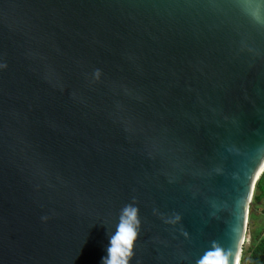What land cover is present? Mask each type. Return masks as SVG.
Wrapping results in <instances>:
<instances>
[{
  "label": "water",
  "instance_id": "water-1",
  "mask_svg": "<svg viewBox=\"0 0 264 264\" xmlns=\"http://www.w3.org/2000/svg\"><path fill=\"white\" fill-rule=\"evenodd\" d=\"M261 161L264 0H0V264H241Z\"/></svg>",
  "mask_w": 264,
  "mask_h": 264
},
{
  "label": "clouds",
  "instance_id": "clouds-1",
  "mask_svg": "<svg viewBox=\"0 0 264 264\" xmlns=\"http://www.w3.org/2000/svg\"><path fill=\"white\" fill-rule=\"evenodd\" d=\"M140 227L139 208L131 203L125 205L120 211L115 231L109 234L107 255L102 258V264H131ZM196 264H240V260L239 256L232 259L231 249L212 241L211 247L205 250Z\"/></svg>",
  "mask_w": 264,
  "mask_h": 264
},
{
  "label": "rangeland",
  "instance_id": "rangeland-1",
  "mask_svg": "<svg viewBox=\"0 0 264 264\" xmlns=\"http://www.w3.org/2000/svg\"><path fill=\"white\" fill-rule=\"evenodd\" d=\"M249 225L250 226L248 227L247 233H246L245 244L243 246L241 264H243V258L246 261L248 255L252 253V248L254 247L253 234H255L256 236H259V235L261 236L262 234H264V200L256 204L254 207L251 202L250 214H249ZM251 226H252V230L250 229ZM245 254H246V257H245ZM249 263H250V258L247 259L245 264H249Z\"/></svg>",
  "mask_w": 264,
  "mask_h": 264
},
{
  "label": "trees",
  "instance_id": "trees-1",
  "mask_svg": "<svg viewBox=\"0 0 264 264\" xmlns=\"http://www.w3.org/2000/svg\"><path fill=\"white\" fill-rule=\"evenodd\" d=\"M263 200H264V173L256 185V190H255V194H254L253 201H252L253 207L256 204L262 202ZM250 229L252 230V226ZM253 238H254V247L255 246L256 247L254 248L252 252L251 264H264V239L261 238L260 235L256 236L255 234H253ZM258 241H260L259 244H257ZM255 254L259 255V257H255L254 256ZM245 257H246V254H245ZM243 261H244V258H243Z\"/></svg>",
  "mask_w": 264,
  "mask_h": 264
},
{
  "label": "snow or ice",
  "instance_id": "snow-or-ice-1",
  "mask_svg": "<svg viewBox=\"0 0 264 264\" xmlns=\"http://www.w3.org/2000/svg\"><path fill=\"white\" fill-rule=\"evenodd\" d=\"M261 163H264V161L258 162L254 170H250L249 174L247 175V179L250 181V183L247 184V195L246 197H241L242 201V213H241V221L243 220V215L246 212L247 209V201L251 197V192H252V182L255 179L257 171L260 170ZM241 234H242V224H241ZM238 247V245H237Z\"/></svg>",
  "mask_w": 264,
  "mask_h": 264
},
{
  "label": "flooded vegetation",
  "instance_id": "flooded-vegetation-1",
  "mask_svg": "<svg viewBox=\"0 0 264 264\" xmlns=\"http://www.w3.org/2000/svg\"><path fill=\"white\" fill-rule=\"evenodd\" d=\"M261 238L264 239V234L261 235ZM259 242H260V241H258L257 244H259ZM257 244H256V245H257ZM255 247H256V246H255ZM255 247L252 248V252H253V250H254ZM254 256H255V257H259V255H257V254H255ZM248 258H250V263H249V264H251L252 253H251L250 255H248L247 259H248ZM247 259H246V261H247ZM246 261H245V259H244L243 264H245Z\"/></svg>",
  "mask_w": 264,
  "mask_h": 264
}]
</instances>
